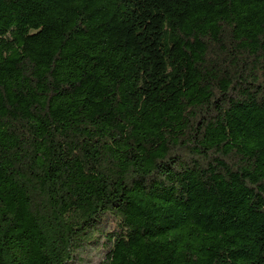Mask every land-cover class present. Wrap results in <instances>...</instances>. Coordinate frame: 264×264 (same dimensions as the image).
Wrapping results in <instances>:
<instances>
[{
    "label": "trees",
    "instance_id": "obj_1",
    "mask_svg": "<svg viewBox=\"0 0 264 264\" xmlns=\"http://www.w3.org/2000/svg\"><path fill=\"white\" fill-rule=\"evenodd\" d=\"M89 245L264 264V0H0V264Z\"/></svg>",
    "mask_w": 264,
    "mask_h": 264
},
{
    "label": "rangeland",
    "instance_id": "obj_2",
    "mask_svg": "<svg viewBox=\"0 0 264 264\" xmlns=\"http://www.w3.org/2000/svg\"><path fill=\"white\" fill-rule=\"evenodd\" d=\"M105 253L106 250L99 251L95 249V245H89L79 250L77 254L84 260L83 264H102L105 259Z\"/></svg>",
    "mask_w": 264,
    "mask_h": 264
}]
</instances>
